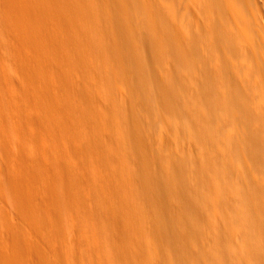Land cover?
<instances>
[{"label": "rangeland", "instance_id": "rangeland-1", "mask_svg": "<svg viewBox=\"0 0 264 264\" xmlns=\"http://www.w3.org/2000/svg\"><path fill=\"white\" fill-rule=\"evenodd\" d=\"M163 2L0 0V264L199 263ZM242 82L264 99L263 71Z\"/></svg>", "mask_w": 264, "mask_h": 264}, {"label": "bare ground", "instance_id": "bare-ground-1", "mask_svg": "<svg viewBox=\"0 0 264 264\" xmlns=\"http://www.w3.org/2000/svg\"><path fill=\"white\" fill-rule=\"evenodd\" d=\"M163 4L155 29L165 38L176 92L188 107L184 124L198 145L189 165L201 181L186 211L189 244L204 250L198 264H264V99L238 89L239 81L249 84L242 78L264 72V0ZM183 49L192 65L187 80ZM210 73L221 82L218 92ZM170 118L182 119L178 107Z\"/></svg>", "mask_w": 264, "mask_h": 264}]
</instances>
